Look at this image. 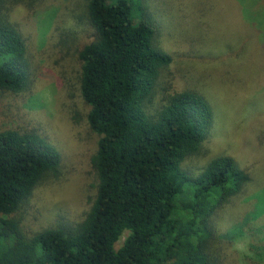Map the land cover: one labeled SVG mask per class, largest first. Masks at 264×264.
I'll return each instance as SVG.
<instances>
[{"label":"trees","instance_id":"1","mask_svg":"<svg viewBox=\"0 0 264 264\" xmlns=\"http://www.w3.org/2000/svg\"><path fill=\"white\" fill-rule=\"evenodd\" d=\"M21 1L0 0V92L19 93L29 78L26 40L7 13ZM144 10L133 16L127 0L84 2L93 38L77 51L78 89L89 107L88 126L98 135L91 156L97 186L73 228L24 233L13 213L57 171L61 156L36 129L0 130V264H220V243L243 233L249 211L236 213L233 232H219L216 218L224 207L226 226L253 172L230 154L210 158L195 175L182 167L213 123L209 96L184 88L150 109L172 57L155 44ZM197 24L190 20L199 39L213 44L211 31ZM232 198L236 203L227 208Z\"/></svg>","mask_w":264,"mask_h":264},{"label":"rangeland","instance_id":"2","mask_svg":"<svg viewBox=\"0 0 264 264\" xmlns=\"http://www.w3.org/2000/svg\"><path fill=\"white\" fill-rule=\"evenodd\" d=\"M127 1L133 16L146 8L155 44L172 57L158 79L150 109L163 95L184 88L201 91L214 106L213 123L182 167L195 175L210 158L230 154L253 172L226 226L224 207L216 218L219 232H233V217L249 211L243 233L220 243V264H264V0ZM84 2L22 0L7 11L26 40L30 70L22 91L0 92V130L36 129L61 156L57 171L45 175L13 213L25 234L59 225L73 228L95 197L91 156L98 135L88 126L89 107L78 89L77 51L93 38ZM196 7H203V13H194ZM190 20L198 23L197 29L211 31L216 41L200 40ZM234 203L236 198L225 206L233 208ZM127 234H121L117 247Z\"/></svg>","mask_w":264,"mask_h":264}]
</instances>
